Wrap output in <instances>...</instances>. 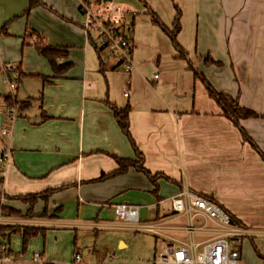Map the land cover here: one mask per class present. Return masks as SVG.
Segmentation results:
<instances>
[{
  "label": "crops",
  "instance_id": "0c3cea01",
  "mask_svg": "<svg viewBox=\"0 0 264 264\" xmlns=\"http://www.w3.org/2000/svg\"><path fill=\"white\" fill-rule=\"evenodd\" d=\"M28 1L0 0V73L2 66L14 68L18 108L28 103L9 134L0 136V153H10L0 166V207L18 213L0 219V227L12 228L1 232L11 255L7 264H33L34 252L26 254L38 236L100 227L153 225L154 231H141L166 243L185 240V221L171 207L182 187L210 197L249 237L264 234V0H113L134 13L129 73L110 55L103 59L104 51L79 28L76 0H43L45 7L24 14ZM175 7L184 57L149 14L171 29ZM35 44L65 52L57 64L66 69L55 73ZM194 72L257 115L239 122L257 149L222 115ZM8 93L0 92V114ZM106 102L129 107V133L143 168L169 181L158 178L153 186L133 168L102 179L117 170L113 157L135 161ZM52 189L32 207L12 199ZM117 204L140 207L136 228L105 225L116 218L111 206ZM24 228L39 230L25 246L22 230H14ZM210 238L195 235L197 242ZM44 246L47 264L52 257Z\"/></svg>",
  "mask_w": 264,
  "mask_h": 264
},
{
  "label": "built area",
  "instance_id": "2783aa9c",
  "mask_svg": "<svg viewBox=\"0 0 264 264\" xmlns=\"http://www.w3.org/2000/svg\"><path fill=\"white\" fill-rule=\"evenodd\" d=\"M80 16L79 28L87 38L106 51L119 63L126 73L132 70L133 24L134 13L124 9L113 0H76ZM14 68L2 66V78L7 84L9 93L4 113L1 114L0 136L8 135L14 120L18 116V105L14 95L17 91V79L10 74ZM128 97V93L124 94ZM9 149L0 153V166L9 159ZM3 174L0 168V175ZM174 215L184 219L181 228L185 240H170L159 253L154 264H241V253L238 246L242 237L249 235L237 224L233 223L229 214L210 197L202 196L182 187L180 192L171 198ZM112 213L125 224L137 227L140 223V207L132 204H117L111 206ZM7 212L0 209L1 217H7ZM1 222V221H0ZM210 225L211 227H208ZM158 226H141L147 231H154ZM196 234H209L211 238L197 242ZM259 234L250 235L251 237ZM263 237L264 234L260 235ZM264 257V256H263ZM11 261L7 242L0 233V264ZM33 264H43L40 253H34ZM79 262L80 257L74 256ZM264 262V260H263Z\"/></svg>",
  "mask_w": 264,
  "mask_h": 264
},
{
  "label": "rangeland",
  "instance_id": "374dc122",
  "mask_svg": "<svg viewBox=\"0 0 264 264\" xmlns=\"http://www.w3.org/2000/svg\"><path fill=\"white\" fill-rule=\"evenodd\" d=\"M102 56L103 59L110 57L106 51L103 52ZM2 77L1 71L0 92L7 93L9 89ZM2 104L0 99V109ZM167 209H169V206L162 207L159 212L163 213ZM107 221L106 226L125 224L117 216L116 218L113 216ZM175 223L177 225L181 222L176 221ZM208 227L211 226L208 225ZM141 230L100 227L97 230H78L76 234L69 232L54 234L47 236L44 240L38 236L36 240H33L34 243H30L32 247H28L26 255L29 256L32 252L40 253L43 244H45L44 248L51 252L52 257L47 264H154L158 254L163 252L166 241L156 237L153 233ZM173 237L179 238L181 235H175L174 233ZM118 239L123 241L124 246L118 245ZM262 239L263 237L260 235L242 237V242L238 246L241 253V264H257V261L262 263L263 260L260 258L264 256V242ZM75 255L80 257L79 262L74 261ZM16 264L22 263L18 262Z\"/></svg>",
  "mask_w": 264,
  "mask_h": 264
},
{
  "label": "trees",
  "instance_id": "16d2710c",
  "mask_svg": "<svg viewBox=\"0 0 264 264\" xmlns=\"http://www.w3.org/2000/svg\"><path fill=\"white\" fill-rule=\"evenodd\" d=\"M38 6L45 7L43 0H29L24 14H27L32 8L38 7ZM175 11H176V14H175V18H174L173 25H172L171 29L166 28L160 22V20L155 15V13L149 11V14L151 15L152 22L154 24L158 25L160 27V29L170 39L171 44L179 52L180 57H184L185 53L176 41V35L180 31V24H179L180 12L176 7H175ZM35 47L41 53V55L47 59L49 65L51 66L52 70L55 73L60 74L63 70L66 69L67 65L57 64L58 59H64L66 57L65 52L60 51V50H56V49L51 48V47H45L44 45L41 46V45L35 44ZM208 61L211 62V60L206 59V62H208ZM194 77L199 79L204 84V86L207 89L209 97H211L216 102V104L218 105V107L220 108V110L222 112V115L226 119L231 121L236 128H238L243 139H245L255 149H257V147L253 144L252 140L248 137V135L245 133V131L241 128V126L239 124L240 120L247 119V118H257V115L254 114L253 112L247 110V109L240 107L238 105L236 98H232L226 94L216 92L200 73L194 72ZM7 104H10V103L7 102ZM16 104L18 105V102H16ZM106 104L110 108V110L113 114V117H114L117 125L119 126L122 134L127 138L130 146L132 147L134 154H135V161L124 160V159H120L117 157H113L118 168H117V170L109 173L108 175H105L102 179L111 178L113 176H116L118 174H122V173L126 172L129 168H133L137 172L142 173L153 184V186L155 185V181L158 178H165L167 181H169V179H167L166 177H163L162 175H151L146 169L143 168V166H142V162H143L142 154L137 150L135 143H134V141L131 138V135L129 133V126H128L129 107L127 106L124 109H118L117 107H115L114 105H111L108 102H106ZM27 105H28V103L20 104L18 111L20 109L22 110L23 108L27 107ZM53 191H56V190L52 189V190L45 191L44 193L27 195V196H20V197H15L12 199H17V200L22 201V202H28L29 205L32 207L35 201H37L38 199H44L45 200L47 198L48 194L53 192ZM0 209L3 212H7L8 216L14 217V216L18 215V213L13 212V211H8L2 207H0ZM231 220L233 223L240 226V224H238L233 217H231ZM7 229L9 230L12 228L0 227V232L6 231ZM14 230L15 231L22 230V242H23L24 246L26 245L28 239L39 234V230L33 229V228L14 229ZM260 258L262 260H264V257H260Z\"/></svg>",
  "mask_w": 264,
  "mask_h": 264
},
{
  "label": "water",
  "instance_id": "95a60500",
  "mask_svg": "<svg viewBox=\"0 0 264 264\" xmlns=\"http://www.w3.org/2000/svg\"><path fill=\"white\" fill-rule=\"evenodd\" d=\"M108 1H110V0H108ZM0 126H1V114H0ZM174 214V213H173Z\"/></svg>",
  "mask_w": 264,
  "mask_h": 264
}]
</instances>
